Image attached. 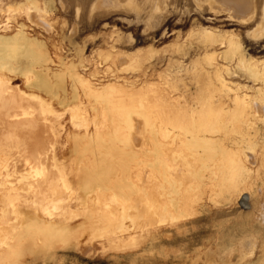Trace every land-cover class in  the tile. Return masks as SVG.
Returning <instances> with one entry per match:
<instances>
[{"label":"bare ground","instance_id":"bare-ground-1","mask_svg":"<svg viewBox=\"0 0 264 264\" xmlns=\"http://www.w3.org/2000/svg\"><path fill=\"white\" fill-rule=\"evenodd\" d=\"M2 1L0 264H8L7 260L24 245L49 248L70 239L77 243L86 239L88 243L91 235L101 239L98 243L102 248L120 247L132 241L135 228L141 227L147 230L148 238H154L160 228L178 227L181 219L194 214L197 210L194 211V207H198L194 202L205 191L222 194L227 199L240 196L245 205L247 196L240 195V191L248 170L239 156L247 147L252 148L256 140L251 137L254 122L249 118L244 101L249 87L238 86L233 80L240 73L256 79L264 74V65L244 57L237 35L199 28L197 31L207 39V45L190 58L205 54L209 79L227 87L230 96L227 93L226 97L200 107L167 93L161 96L160 103L149 101L148 96H133L139 90L151 88L147 78L153 76L158 65L171 69V81L177 80L176 74L184 67L185 57L191 56L184 45L177 49L178 57L174 53L162 58L145 57L134 51L121 59L135 65L138 77L142 78L140 82L144 81L142 86L137 88V79L124 90L113 85L98 87L74 73L73 79L81 83L92 98L88 104L90 122L80 114V101L69 111L68 121H65L62 119L64 101L57 99L61 110L55 111L50 102L41 97L43 86L34 81L32 73L24 74L26 86L23 89L14 84L10 74H17L25 67L42 69L51 59L41 44L31 41L22 20L4 19ZM25 1L30 7L24 9L22 16L45 27L51 16L48 6L38 5L37 0ZM113 1L124 8L121 11L132 16L144 15L153 22L168 16L156 13L163 2L182 1L188 7L194 3L193 0ZM198 1L202 5L201 0H195ZM208 1L212 6L206 3L209 10L216 14L227 11L228 18H232L231 12L240 18L250 12V18L245 19L249 20V26L253 12L261 3V0H256L258 3L254 0ZM263 1L259 4L261 7H264ZM177 4L172 5H180ZM200 4L196 6L200 8ZM260 6L261 23L264 10ZM222 7H225L223 11ZM196 10L198 16L202 15L200 9ZM123 91L132 97L124 101ZM114 93H118L120 99H116ZM253 93L264 100V91L253 89ZM263 131L258 134L262 146ZM77 154L78 164L66 167L64 162L68 157ZM140 163L151 170L143 171ZM146 172L149 178L145 177ZM124 192L127 195H123Z\"/></svg>","mask_w":264,"mask_h":264},{"label":"rangeland","instance_id":"rangeland-1","mask_svg":"<svg viewBox=\"0 0 264 264\" xmlns=\"http://www.w3.org/2000/svg\"><path fill=\"white\" fill-rule=\"evenodd\" d=\"M41 1L43 2L37 0L36 3L48 6L52 16L47 18L45 27H41V23L35 20L22 16L24 9L30 7L28 1H2L5 4L4 19L10 18L8 20L10 22L22 20L26 24L25 32L31 34V41L41 44L51 59V62L42 69L25 67L17 74L10 75L14 78V84L23 89L26 86L24 74L32 73L34 81L43 86L41 97L46 102H50L55 111L60 112L61 110L57 99L64 101L65 112L63 115L65 116L62 115L64 117L62 119L65 121H68L69 111H73L76 102L80 101V114L88 123L90 122L87 116L91 113L88 104L92 98L85 92L81 83L73 79L74 73L84 81L93 86L98 85V87L113 85L118 90L121 87L124 90L126 85L128 86L129 83L137 79L135 84L138 85L137 88L142 86L144 81L140 82L142 78L138 77L135 65H128L126 59H121V56H128L134 51H139V54L145 57L162 58L170 53H174L178 57L180 52L177 49L180 45H184L191 56L185 57L184 67L176 74L177 80L171 81L173 77L171 69L158 65L153 76L147 78V83H151V88L139 90L133 96H137V94L141 97L148 96L149 101L160 103L161 96L167 93L197 107L222 99L226 97L227 93L230 96L231 91L228 92L227 87L209 79L207 73L209 65L205 60V54L202 53V55L190 59L194 53L201 52V49L207 45V39L197 31L199 28H212L216 31L237 35L244 57L247 60L258 61L261 66L264 65V17L260 23L261 16L258 14L261 12L258 8L259 4L263 0L258 4L257 10L253 12L256 17L254 14L250 21L254 27L249 26V20L245 21L250 18V12L246 15L243 14L245 17L240 15V18L237 17L239 15L234 16L229 11L232 18H228V12L223 11L225 7H222L223 12L217 14L212 12L211 8L209 10L208 5L211 6V4L208 0L206 2L201 0L202 5L199 1L193 0L198 4L191 2L193 4L190 3L192 5L190 7L182 1H176L180 5L174 1L170 4L163 2L156 13L161 15L166 13L168 16L165 19L158 18L159 22L158 20L153 22L147 17L145 19L144 15L138 17L127 14L121 11L124 8L113 0ZM171 3L178 6L174 7ZM199 4L202 8L197 7ZM176 8L178 9L176 10ZM261 8L264 10V7ZM196 9H200L202 15L198 16L199 11ZM161 20L163 21L161 22ZM179 20L181 21L178 22ZM175 22L177 23L175 24ZM245 22L246 25L248 24L247 26L243 25ZM154 25H156L155 30L152 28ZM254 29L256 30L254 31ZM119 39L120 41H118ZM144 80L146 81V79ZM233 81L238 86L249 87L246 89L248 96H245L244 101L248 105L249 118L254 122L251 137L253 141L256 140L252 148L247 147L244 154L239 156L243 158L248 170V177L240 191V195L247 196L245 205H242L240 196L227 199L222 194H211L209 191L207 194L205 191L194 202L198 206L194 207V211L197 209L194 214L187 217L186 220L181 219L179 222L181 225L177 223L178 227L167 226L165 228L164 226L163 229L160 228V232L154 238H148L147 230L141 227V229L133 230L136 232L135 237L132 236L134 240L126 241L120 247L105 246L102 248L98 243L101 239L96 236L94 238L90 234L92 242L88 241V243L86 239L85 241L81 240L83 238L81 237V241L78 243L70 239L53 244L49 248L24 245L19 252L7 260V263L264 264V146L258 137L259 131L264 129V100L259 98L257 93H253V89L255 92L257 89L264 91V74L254 79L248 77L247 74L240 73ZM184 84L187 85L186 88ZM114 95L116 99H120L118 93H114ZM121 95L125 98L124 101L127 97V99L132 97L124 91ZM255 130L257 135L254 133ZM78 154L69 156L64 165L70 167V165L78 164L79 161L76 159ZM245 154L249 158H246ZM139 166L143 171L151 170V167L144 163H140ZM148 175L146 172L145 177ZM122 194L127 195V192ZM182 220L183 222H181Z\"/></svg>","mask_w":264,"mask_h":264}]
</instances>
